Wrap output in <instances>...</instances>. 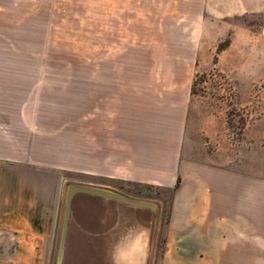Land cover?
<instances>
[{
  "label": "crops",
  "instance_id": "1",
  "mask_svg": "<svg viewBox=\"0 0 264 264\" xmlns=\"http://www.w3.org/2000/svg\"><path fill=\"white\" fill-rule=\"evenodd\" d=\"M118 2L144 4L151 18L165 12L161 34L177 37L165 50L194 52L195 59L208 51V68L217 43L244 27L236 21L264 19V0ZM194 74L175 88L155 85L178 83L170 76L159 82L83 76L80 96L124 94V123L110 109L99 123L79 119L76 172L83 179L72 185L127 197L98 181L173 188L180 178L157 264H264V181L209 156L208 162L190 158L197 138L210 135L207 126L194 124ZM22 116L19 105L0 106V264H151L161 205L137 206L79 190L67 207L71 185L64 173L38 164L22 148L31 124Z\"/></svg>",
  "mask_w": 264,
  "mask_h": 264
},
{
  "label": "rangeland",
  "instance_id": "2",
  "mask_svg": "<svg viewBox=\"0 0 264 264\" xmlns=\"http://www.w3.org/2000/svg\"><path fill=\"white\" fill-rule=\"evenodd\" d=\"M143 5L118 0H0V106L19 105L22 121L31 123L29 140L21 138L22 148L38 164L64 173L68 185H76L83 179L76 172L79 119L87 124L95 117L99 123L110 109L123 124L125 113L123 93L80 96L83 76H131L144 82L170 76L178 83L155 85L175 88L184 86L195 71L194 124L197 129L207 126L212 137L197 138L190 158L208 162L209 156L264 181V19L236 21L244 27L217 43L208 68V51L195 59L194 52L165 50L177 38L161 34L166 13L155 12L151 18ZM143 13L149 18L142 19ZM98 182L134 200L161 205L160 229L152 245L151 264H157L171 194L146 192L124 182Z\"/></svg>",
  "mask_w": 264,
  "mask_h": 264
},
{
  "label": "water",
  "instance_id": "3",
  "mask_svg": "<svg viewBox=\"0 0 264 264\" xmlns=\"http://www.w3.org/2000/svg\"><path fill=\"white\" fill-rule=\"evenodd\" d=\"M79 190L88 191V192H91V193H94V194H98V195H102V196L118 198V199L124 200V201H126L128 203H131V204L137 205V206H148L149 205V204H147L145 202L136 201V200H132V199H130L128 197L121 196V195H119L117 193H114L112 191H107V190H104V189H89V188H84V187L71 185V186H69L68 193H67V199H66V206L67 207L70 204V200H71V197H72L73 193H75L76 191H79ZM150 207H153V206H150Z\"/></svg>",
  "mask_w": 264,
  "mask_h": 264
},
{
  "label": "trees",
  "instance_id": "4",
  "mask_svg": "<svg viewBox=\"0 0 264 264\" xmlns=\"http://www.w3.org/2000/svg\"><path fill=\"white\" fill-rule=\"evenodd\" d=\"M222 48L223 47H219L218 50H222ZM192 93H193V84H192V88H191V94ZM127 185H131V186H134V187L142 188V190H144L146 192H151L153 190L169 192L171 194V198H170V202H169V206H168V213H167L168 218H169L170 207H171V200H172V197H173L174 192L180 186V178L177 179V182H176V184H175V186L173 188H159V187H154V186H149V185H139V184H134V183H127ZM167 221H166V223H167Z\"/></svg>",
  "mask_w": 264,
  "mask_h": 264
}]
</instances>
